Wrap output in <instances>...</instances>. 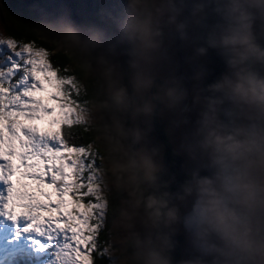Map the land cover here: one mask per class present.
I'll return each instance as SVG.
<instances>
[{"label":"rangeland","instance_id":"1","mask_svg":"<svg viewBox=\"0 0 264 264\" xmlns=\"http://www.w3.org/2000/svg\"><path fill=\"white\" fill-rule=\"evenodd\" d=\"M73 2L82 28L86 30L89 28L97 36L107 29L111 31L109 34L114 38L111 46L107 45L106 49L99 47L97 63L98 67L103 64L105 68L103 66L101 68L115 73L114 77L107 81V87L111 91L118 90V80L122 75L120 58L124 53L123 50L126 49L127 66L133 87L132 94L136 95L138 100L141 98L146 99L144 108L131 101V107L134 110L131 111V117L128 121L129 133L137 141L135 158L142 172L144 174L157 172L162 155L161 148L154 140L155 133L151 124L152 108H158L156 114H158L161 124L167 130L173 154H178L184 159L182 161L183 174H194L195 170L202 167L206 168V165H215L212 140L214 136L223 134L219 107L215 102H212L213 104L207 102L196 93L200 76L195 68H203L204 72L212 68V64L210 65L209 62L210 58L205 51L206 45L202 46L198 42L200 27L198 20L203 11V0H192L191 8L186 10H184L185 8L179 10L182 3L180 4L176 0H149V8L146 11L145 18L139 16L141 11L133 8L131 0H73ZM219 2H221V9L227 15L233 4H243L242 10L252 17L250 42L253 46L258 41L261 43L260 39L264 36V6H250L243 3V0H219ZM174 4L175 7H173ZM174 8H177V10ZM144 20H147L148 31L146 35L141 36L133 30V25ZM2 29L0 15V40L11 38ZM231 35L232 30L230 27L218 22L213 26H204L202 33L206 44L224 57L226 61L227 67L222 71L219 86L231 94V105L228 108L227 115L233 121L236 134L239 133L236 139L249 143L247 140L249 125L259 124L262 125L261 127L264 130V101L258 98L259 93L257 90L256 97L249 95L246 99H241L233 93L232 89L239 78L242 77L243 62H239L237 57L234 56L232 48L222 44V38ZM96 39L97 41L94 40L92 43L98 45V38ZM31 47L33 50L42 51L41 47L33 43ZM256 61V65L262 69L260 84L264 85V58H256ZM49 62L53 65L50 59ZM55 68L58 69L57 66ZM58 73L62 77L63 72L58 71ZM93 73L91 71V75ZM180 77L182 79L179 81ZM84 78V75L81 79H76V77L66 78L69 81L67 85H69L72 95H77L79 85H81ZM155 80H158L157 85L154 83ZM182 81L184 82L183 89ZM152 85H155L153 92H151ZM152 97H156L158 106L152 102ZM184 100L188 102V109H186L187 105L182 104ZM75 101L77 102V100ZM70 107L72 123L88 124L91 122L93 117L92 106H84L82 103L76 104L72 101ZM41 126L46 127V125ZM253 128L258 134V128ZM102 162L99 164V169L93 172L90 186L91 194L94 190L103 198L105 197V190L115 188L116 183L110 177L111 168L104 161ZM232 164L235 169L239 168L241 173L242 170L246 171L248 177L254 173L255 178L258 180V187H264V159H261V153L254 154L252 151L245 159ZM90 173L92 172L90 171ZM205 178L211 180L213 187L217 190V184L226 183L231 176L230 172L226 170L219 179L213 173H209ZM162 181L165 185L164 191H168L173 176H166ZM176 189L177 194L173 195L175 199L166 208L161 220L158 221L161 226L165 227L166 235L161 237V234L159 235L156 232V223L153 218L142 211L134 198V194L132 195L127 187L124 188L127 197L120 206V215L115 218L112 224V239L107 244L109 247L111 242H114V248L108 252V255H111V264L123 263L121 247L123 241L129 237H134L143 248L148 245L156 246L160 251L166 253L169 261H172L170 255H172V251L176 250V246L173 243L174 239L171 238L170 241L168 238L172 237L171 232L178 235L182 232L178 227L181 222L179 214L192 203H199L196 183L186 185L182 189L177 186ZM163 193L160 194L162 197ZM221 196L223 199L225 198L223 195ZM102 207L101 200L96 199L89 217L88 236L86 237L87 247H93L91 235L94 229L90 226V220L100 212ZM237 208L240 213L242 210L239 207ZM260 219L263 220V217L261 216ZM261 225L263 224L261 223ZM192 228L193 226L190 224L185 226V229L190 233ZM190 233H183L185 245L183 244L181 249V251L183 250L181 261L177 263L213 264L214 257L208 253L204 260L200 258L199 252L195 249L197 244L193 242ZM214 238L215 236H210L209 243L216 245L218 248L222 247L218 238L216 237V242ZM66 249L67 246L58 254V259L62 264H89L87 252L84 259L77 261L72 255H69L70 249ZM189 251H192L193 254L191 255L193 256L186 259L185 256ZM47 259L49 257L46 255L43 260L46 261ZM215 259L218 262L222 258L216 256ZM43 260L40 264H44Z\"/></svg>","mask_w":264,"mask_h":264},{"label":"snow or ice","instance_id":"2","mask_svg":"<svg viewBox=\"0 0 264 264\" xmlns=\"http://www.w3.org/2000/svg\"><path fill=\"white\" fill-rule=\"evenodd\" d=\"M31 44L0 40V264H40L46 255L62 264L65 246L80 261L95 162L64 131L74 126L69 81Z\"/></svg>","mask_w":264,"mask_h":264},{"label":"trees","instance_id":"3","mask_svg":"<svg viewBox=\"0 0 264 264\" xmlns=\"http://www.w3.org/2000/svg\"><path fill=\"white\" fill-rule=\"evenodd\" d=\"M174 9L177 10V8ZM0 15L2 30L9 37L18 39L21 42H32L40 46L52 61L53 67L55 68L57 66L58 71L63 72L62 77H76V79H81L83 75L85 76L81 85H79L77 95L74 96L73 101L76 104L82 103L84 106H92L93 117L88 124L73 123L74 126L72 128L66 127L64 131L65 133H71V143H82L87 157L90 158V161L95 162V167H93L91 162L89 163V169L92 172L89 174L91 178L93 177V172L99 169V164L103 163L102 161L108 164L110 168L113 160L129 166V171L119 174V179L111 170L110 177L116 183V187L105 190V197L102 198L94 190L91 194L95 201L96 199L101 200L103 207L90 220V226L93 227L94 232L91 235L93 247H87L89 264L90 262L91 264L112 263L111 255H108V252L114 248V242H111L109 247L107 244L112 239V224L115 218L120 215V206L125 197H127L124 190L125 187H127L132 195L134 194L135 197H133L142 211L153 218L156 223V232L159 235L161 234V237H164L166 235L165 227L161 226L158 221L161 220L166 208L175 199L173 195L177 194V186L182 189L186 185H192L201 177L203 171L197 169L194 171V174H183L182 161L184 159L178 154H173L172 145L167 136V130L155 115L151 121L155 133L154 140L159 148H161V156H163L162 158H164L169 168L166 170L167 167L164 163L161 169L150 174H144L141 168H139L138 161L135 158L137 141L129 133L128 128V121L131 117V111L134 108L131 107L133 87L127 66L126 49L123 50L124 53H122L120 58L122 75L118 80V90L111 91L107 87V81L111 80L115 73L101 68L102 66L105 68L103 64H100L99 67L97 64L98 50L100 49L101 43L95 45L90 40L86 44L74 32L70 30H59L50 26L29 8L25 0H0ZM146 15V12H141L139 16L145 18ZM203 21H205V26H213L218 22L230 27L232 30L231 19L221 9V2L219 0H203V11L198 23ZM203 28L204 26H200L198 42L202 46L206 45L205 51L210 58L209 62L210 65L212 64V68L211 70H205V72L203 68H195L199 72L202 85V87L200 86V90H202L201 98L208 100L207 102H215L218 105L219 116L222 122L223 134L221 136L234 135L237 137L233 121L227 115L228 108L231 105V94L219 86L222 71L227 67L226 61L224 57L220 56L219 53L206 44L202 37ZM249 32L251 34L250 30ZM68 33H73L78 43H74L71 39H66ZM260 40L261 43L259 41L256 42L254 47L260 51H264V36ZM111 43L107 45L111 46ZM253 58L249 57L243 61L242 76H249L260 84L262 69L256 65L257 61H255L256 59L253 60ZM104 70L105 72H103ZM91 71L94 72L92 75ZM180 79L182 78L180 77L179 81ZM154 83L157 85L158 80H155ZM154 88L155 85H152L151 92H153ZM256 90L259 96L264 94L260 87H257ZM152 98L153 102L157 100L156 97ZM213 156H216V153ZM166 176H173V181L170 182L171 187H169L168 191H164L165 185L162 181ZM162 193L163 197L160 195ZM171 234L172 237H169L168 240L171 241V238H173V243L176 244L179 242L178 239L183 240L182 236L176 233L173 234L172 232ZM182 247L181 242L177 247L179 253ZM121 248V256L123 257L122 264H124L126 257H130L137 251L144 257H147L149 252L159 253L162 258L167 260L168 264H174L175 261L174 251L170 255L172 261H169L165 252L160 251L153 245H148L146 248H143L134 237L125 239Z\"/></svg>","mask_w":264,"mask_h":264},{"label":"clouds","instance_id":"4","mask_svg":"<svg viewBox=\"0 0 264 264\" xmlns=\"http://www.w3.org/2000/svg\"><path fill=\"white\" fill-rule=\"evenodd\" d=\"M250 6H264V0H243ZM134 9L146 12L149 0H131ZM243 9V4H233L228 12L231 19L232 35L222 38V44L233 49L234 56L239 62L249 57L264 58V51L254 47L249 39L252 17ZM133 30L139 35L147 34V20L133 25ZM66 39L78 43L73 33H68ZM264 85L259 84L249 76L239 78L233 93L241 99L251 95L257 96L256 89ZM264 101V94L258 97ZM236 135H239L237 133ZM216 153L214 164L217 166L219 179L232 163L243 160L249 155L254 144L236 139L234 135L214 136L212 140ZM264 159V153H261ZM111 170L119 179V174L129 171V166L113 160ZM223 191L234 194L235 198L229 203L239 207L242 211L237 214L233 208L226 205L224 199L213 187V182L207 178L196 182V192L200 203L198 223L191 230L193 242L200 247H206L207 253L214 257L213 264H218L215 257L219 256L223 264H264V225H261L259 213H264V187H258L244 175L238 174L222 183ZM195 210V208H194ZM215 236L222 247L209 243V237ZM124 264H168L159 253L149 252L147 257L140 252L126 257Z\"/></svg>","mask_w":264,"mask_h":264},{"label":"water","instance_id":"5","mask_svg":"<svg viewBox=\"0 0 264 264\" xmlns=\"http://www.w3.org/2000/svg\"><path fill=\"white\" fill-rule=\"evenodd\" d=\"M25 1L27 2L29 8L32 11H34L41 20H43L44 22L46 21L48 23L52 21L51 24L53 23L54 28H57L59 30H70L74 32L82 40V42H85L86 44L92 39L91 32L84 30L82 26L80 25L78 16L76 15V12H75L73 0H46L48 3L50 2L49 5L51 9L53 10L51 17H48L39 11L40 8H42L40 6V2L43 0H25ZM57 4H59V6H55ZM52 6H55V7L52 8ZM66 15L70 17L72 24L62 23L56 18L57 16L65 17ZM109 37H110L109 32L103 33L101 35V46L103 48L107 47ZM253 127L258 128V131H259L258 134L253 130L254 129ZM247 140L249 141L250 144L255 145V147L253 148L254 154L264 151V130L261 127V125L253 124V125L248 126ZM199 208H200V204L195 202V204H193L192 209L189 212L183 214L181 221L184 227L187 226L188 224L194 227L198 223Z\"/></svg>","mask_w":264,"mask_h":264},{"label":"flooded vegetation","instance_id":"6","mask_svg":"<svg viewBox=\"0 0 264 264\" xmlns=\"http://www.w3.org/2000/svg\"><path fill=\"white\" fill-rule=\"evenodd\" d=\"M176 1H178V3H182L181 5H180V7H181V10H183V8H185L184 10H186V9H190L191 8V0H176ZM173 6H175V4L173 5ZM199 26H205V21H203V22H200V24H199ZM84 29V28H83ZM84 30H86V29H84ZM199 30H200V27H199ZM86 31H90V29L88 28ZM91 32V34H92V39H91V41L93 42L94 40L95 41H97V39L96 38H98V43H101V35L103 34V33H106V32H110L111 33V31L110 30H107V29H105V30H103L98 36L96 35V34H94L92 31H90ZM110 35V34H109ZM12 38V37H11ZM114 41V38L113 37H111V35H110V37H109V41H108V43H110V42H113ZM25 43H27V42H25ZM38 47H40V46H38ZM42 51H43V49H41ZM256 59V57H254L253 58V60H255ZM256 61V60H255ZM184 80V79H183ZM183 86H184V82L182 81V89H183ZM202 87V85H201V81H200V83H199V85H198V87L196 88L197 89V94H198V96H200V97H202V90H200L201 89V87ZM200 87V88H199ZM66 88H67V91H70V93H71V96H72V101L74 100V95H72V91L70 90V87H69V85H66ZM207 94V93H206ZM206 100V99H205ZM131 101L134 103H137V104H139V106L140 107H142V108H144L145 107V103H146V99L145 98H141L140 100H138V98L136 97V95H133L132 94V96H131ZM206 101H208V100H206ZM153 102V101H152ZM156 106H158V100H154V102H153ZM187 103L188 102H186L185 100H184V102L182 103L183 105H187ZM188 105H187V108L186 109H188ZM157 110H158V108H152V110H151V115H152V120H153V117H154V115L155 116H157L158 117V114H156V112H157ZM172 120H174V119H172ZM159 121H160V119H159ZM161 122V121H160ZM262 126V125H261ZM258 153H264V151H261V152H258ZM257 155H259V154H257ZM163 156H161V160L162 161H160V163H159V169H161V167H163L164 166V163L166 164V170H168V164L165 162V160H164V158H162ZM234 165L233 164H231L230 165V167L227 169L229 172H230V176L231 177H233V176H235V175H238V174H242V175H244L247 179H249V178H251V181H253L257 186H258V180L255 178V175H254V173H252L251 175H250V177H248L247 175V173H246V171L244 172V170H242V173H241V171H240V169L239 168H234L233 167ZM242 168H243V166H242ZM200 171H203L202 172V175H201V177L198 179V180H201V179H203V178H205V177H207V175H209V173H213V174H215V175H217V172H218V169H217V166L216 165H213V166H210V165H206V168L205 167H202V168H200ZM224 174V173H223ZM247 174V175H246ZM221 177V176H220ZM197 180V181H198ZM196 181V182H197ZM195 182V183H196ZM217 192L220 194V196L221 195H223L225 198H224V201H225V203H226V205L228 206V207H230V208H233V210L234 211H236L237 212V214H239V209L237 208V206H235V205H233V204H231V203H229V201L230 200H232V199H234L235 198V196H234V194H230V193H227V192H225V191H223V188L221 187V184L219 183V184H217ZM194 198H196L195 196H194ZM194 198H193V200H194ZM198 198V197H197ZM221 198H222V196H221ZM193 202V201H192ZM192 207H193V203L188 207V208H186L184 211H182L180 214H179V219H180V221H181V218H182V216H183V214H185V213H187V212H189L191 209H192ZM263 217V220H261L260 219V217L261 216ZM259 220H260V223H262L263 225H264V213H259ZM178 219V220H179ZM182 222V221H181ZM179 223L178 224V227H179V229L182 231L179 235L180 236H182V239L184 240V236H183V233H190L189 231H187L186 229H185V227L183 226V224L182 223ZM261 234H263L264 235V231H262V233ZM183 240H180V239H178V241L179 242H177L176 244L174 243V245L176 246V250L174 251V255H175V261H174V264H178L177 262H180L181 261V258H182V254H183V250L181 251L180 250V253L177 251V247H178V244L179 243H181L182 242V245L184 244L185 245V243L183 242ZM216 240H217V238L215 237L214 238V241L216 242ZM196 247V248H195ZM195 249L199 252V256H200V258L202 259V260H204L205 258H206V256H207V250H206V247H204V248H202V247H200L199 245H195ZM191 254H193L192 253V251H189V253L188 254H186V256H185V258L187 259V257H189V259L193 256V255H191ZM220 258V257H219ZM200 264H203V263H200ZM218 264H223V261H222V259H219L218 260Z\"/></svg>","mask_w":264,"mask_h":264},{"label":"bare ground","instance_id":"7","mask_svg":"<svg viewBox=\"0 0 264 264\" xmlns=\"http://www.w3.org/2000/svg\"><path fill=\"white\" fill-rule=\"evenodd\" d=\"M50 3V2H49ZM49 3L46 1V0H43V1H41L40 2V6L42 7V8H40V12L42 13V14H44V15H46V16H48V17H51V14L53 13V10L51 9V7L49 6ZM52 5V4H51ZM55 6H59V4H57V5H55ZM55 6H52V8L53 7H55ZM39 7V6H38ZM42 9H43V11H42ZM57 18V20H59L60 22H62V23H68V24H72V21H71V19H70V17L68 16V15H66L65 17H59V16H57L56 17ZM79 22H80V20H79ZM48 23V22H47ZM50 26H52L53 27V23L51 24V22L50 23H48Z\"/></svg>","mask_w":264,"mask_h":264}]
</instances>
